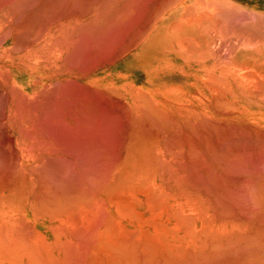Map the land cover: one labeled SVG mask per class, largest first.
Returning <instances> with one entry per match:
<instances>
[{"label": "bare ground", "instance_id": "1", "mask_svg": "<svg viewBox=\"0 0 264 264\" xmlns=\"http://www.w3.org/2000/svg\"><path fill=\"white\" fill-rule=\"evenodd\" d=\"M4 130L55 264H264V0H0Z\"/></svg>", "mask_w": 264, "mask_h": 264}, {"label": "crops", "instance_id": "2", "mask_svg": "<svg viewBox=\"0 0 264 264\" xmlns=\"http://www.w3.org/2000/svg\"><path fill=\"white\" fill-rule=\"evenodd\" d=\"M3 135V134H2ZM9 133H8V137H7V139H6V141L1 137L0 138V140H2L3 139V141L5 142H3V141H0V142H3V144L2 145H4L5 146V149H4V153L6 152H15V150H13V151H9L10 149H8V148H12L13 149V146H11V144L9 143ZM7 146V147H6ZM8 149V150H7ZM4 153L3 154H1L0 155V159L2 158H4L5 156H7V155H4ZM13 153H9L8 154V157L10 158L11 156H9L10 154L11 155H15V154H13ZM16 156V155H15ZM14 156V157H15ZM7 157V158H8ZM17 157V156H16ZM8 158V161L6 160V157L3 159V160H6L7 162H11L13 159H15V158H13V157H11L10 159ZM17 159V158H16ZM10 160V161H9ZM18 160V159H17ZM16 160V161H17ZM13 161H15V160H13ZM11 163H15V162H11ZM10 163V164H11ZM18 163V161L16 162V164ZM10 164H8V165H4V168H6V169H9L10 171H12L11 173H7V175H5V173H6V171L4 170V168H2L5 172H3V170L1 169V167L2 166H0V169L2 170V171H0V173L1 172H3L4 173V175H3V173L1 174V175H3V176H1L0 175V183H2L3 185H1L0 187H1V190H0V199H1V201H0V228H2L3 229V231H4V229H5V232H3V231H1L5 236H6V238H8V244H7V242H5L4 240L6 239L4 236H2V237H4V238H2L1 237V235H3L1 232H0V243H2L3 244V246H2V248H1V244H0V264H53L54 262L52 261V249H50V248H52L51 246H50V244H51V241H53V239H51V237H52V235H50V233L48 232V231H50V228H46V227H41V226H39L38 224H37V222H36V217H37V213H36V211H35V204H36V202L34 201V200H31V201H29L28 203H27V200H26V198L24 197V195L23 194H21L22 192H21V190L18 188V186L16 185L17 183L19 184L21 181H20V179H22V175L23 174H21L20 175V173H24L26 170H25V168H23V166H22V169H17V168H21V167H19V166H21L19 163L16 165V164H14V166L13 167H9V165ZM9 170H8V172H9ZM17 170H19L18 171V175H16V172H17ZM25 170V171H24ZM13 172H15V176L14 177H12L11 176V174L13 175ZM8 176V177H7ZM11 176V177H10ZM4 177V178H3ZM7 177V178H6ZM10 177V178H9ZM19 177H20V179H19ZM3 178V179H2ZM14 178H16L17 180H15ZM5 179H7L6 180V182H8V189H7V186H5L4 185V183H5ZM10 179H11V181H10ZM12 179H14L13 181H12ZM18 179H19V181H18ZM3 180V181H2ZM16 183V184H15ZM6 184V183H5ZM15 184V185H14ZM21 184V183H20ZM20 184H19V186H20ZM7 185V184H6ZM11 186H13L12 187V189L14 188V189H16L15 191L14 190H12L13 192H11ZM6 187V188H5ZM3 188V189H2ZM9 192H10V194H9ZM21 192V193H20ZM3 193V194H2ZM17 193V194H16ZM18 193H20V195L18 194ZM5 196V197H4ZM6 196H8V197H6ZM2 197V198H1ZM4 197V198H3ZM9 198V199H8ZM13 199V200H12ZM20 200V199H23V201H21V204H25V209H23L22 207L24 206V205H22V207H20V202H19V204H18V202H17V200ZM14 201V205H15V207H17V209L13 206V204H12V206H10L11 205V203H12V201ZM24 200L26 201L25 203H24ZM7 201H8V203H7ZM10 202V203H9ZM17 202V203H16ZM35 203V204H34ZM29 204H31L32 206H29ZM34 205V206H33ZM9 206V207H8ZM13 207L16 209H13ZM19 207V208H18ZM28 207V208H27ZM8 208V209H7ZM23 209L22 211H20L21 209ZM15 210V211H13V210ZM20 209V210H19ZM11 210V211H10ZM18 210V211H17ZM20 211V212H19ZM36 215V216H35ZM14 217H17V218H14ZM20 217H21V219H25V220H29V222H27V221H23V220H21L20 219ZM18 218L20 219V221H22L23 223H21L19 220H18ZM14 219V220H13ZM16 219V220H15ZM14 221H15V223H14ZM5 223V228H4V225H3V223ZM29 223H31V224H28ZM14 224V225H13ZM17 224V225H16ZM22 226H21V225ZM24 224V225H23ZM16 225V226H15ZM33 226V228H32V226ZM38 225V226H37ZM3 226V227H2ZM19 226V229L17 228ZM30 226V227H29ZM11 227V228H10ZM26 227V228H25ZM16 228H17V230H16ZM24 228V229H23ZM29 228V229H28ZM27 229V230H26ZM31 229V230H30ZM35 229H37L36 230V232H35ZM48 229V230H47ZM19 230V231H18ZM23 230V231H22ZM30 230V231H29ZM33 230V231H32ZM20 231H21V233H20ZM34 233H32V232ZM16 232H17V234H16ZM37 232H39V233H41V234H39V233H37ZM39 234V235H43L42 236V239H46L45 241H43L40 237H39V235H38V237L36 236L37 234ZM19 234H22V235H20V239H19V237L17 236V235H19ZM26 234V238L28 239H26V238H22V236L24 237V235ZM31 236H30V235ZM13 235V236H12ZM9 236H10V238H9ZM29 236V237H28ZM18 237V238H17ZM32 237H34V238H32ZM49 237V238H48ZM12 238V239H11ZM31 238L32 239H35V240H33V241H31ZM10 239V240H9ZM14 239V240H13ZM26 239V240H25ZM18 240H24V243L26 244V246H25V244L24 243H21V244H23V245H21L20 246V248H19V246H17V245H20V243H18L17 241ZM6 241H7V239H6ZM25 241H28V243L29 244H27V242H25ZM23 242V241H22ZM41 242V243H40ZM49 242V243H48ZM4 243L6 244V245H4ZM35 243L37 244V245H35ZM46 243V244H45ZM17 244V245H16ZM30 244H31V246H34V248H37V249H35L36 251H33L34 250V248H32L31 246H30ZM43 244H45V245H43ZM8 245V246H7ZM29 245V248H27V246ZM42 245L43 246H45V247H42ZM10 246V247H9ZM23 246V247H22ZM36 246V247H35ZM41 246L42 248H39V247ZM49 246H50V248H49ZM30 248L32 249V251H33V254L31 253L32 251L30 250ZM38 248L39 249H41L40 251L38 250ZM26 249V250H25ZM29 251H28V250ZM9 250V251H8ZM11 250H13L12 252H10ZM6 251V252H5ZM15 251H17L16 253L18 254H16L15 253ZM23 251V252H22ZM27 251V252H26ZM43 251V252H42ZM25 252H26V254L28 253V255L29 256H27L26 254H25ZM37 252V253H36ZM14 253V254H13ZM30 253V254H29ZM49 253H51V255L49 254ZM36 255V256H35ZM40 256V258H38ZM48 256V257H47ZM32 257L34 258V259H32ZM9 259V260H8ZM46 259V260H45ZM31 260H32V262H31ZM26 262V263H25ZM55 264V263H54Z\"/></svg>", "mask_w": 264, "mask_h": 264}, {"label": "rangeland", "instance_id": "3", "mask_svg": "<svg viewBox=\"0 0 264 264\" xmlns=\"http://www.w3.org/2000/svg\"><path fill=\"white\" fill-rule=\"evenodd\" d=\"M2 133H4L3 135H2V138L5 140V139H7V137H8V132L6 133V131L4 130V132H2ZM5 134H6V138H5ZM26 172V171H25ZM20 174H24V173H20ZM36 203H38L39 202V200H37V198H34L33 199ZM38 201V202H37ZM47 216V215H46ZM53 224L55 225V226H59V224H60V220H55L54 222H53ZM63 239H66V237L64 236V237H62Z\"/></svg>", "mask_w": 264, "mask_h": 264}]
</instances>
